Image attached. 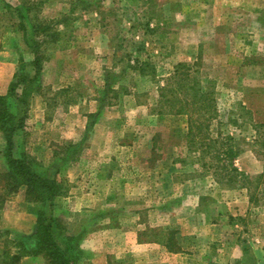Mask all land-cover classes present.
I'll return each instance as SVG.
<instances>
[{
  "label": "rangeland",
  "instance_id": "1",
  "mask_svg": "<svg viewBox=\"0 0 264 264\" xmlns=\"http://www.w3.org/2000/svg\"><path fill=\"white\" fill-rule=\"evenodd\" d=\"M0 41L10 85L39 69L16 156L61 170L54 215L88 229L81 248L102 234L77 264H158L163 249L167 264H215L226 236L262 237L264 0H0ZM19 208L0 213V252L21 238L11 223L30 229Z\"/></svg>",
  "mask_w": 264,
  "mask_h": 264
},
{
  "label": "trees",
  "instance_id": "2",
  "mask_svg": "<svg viewBox=\"0 0 264 264\" xmlns=\"http://www.w3.org/2000/svg\"><path fill=\"white\" fill-rule=\"evenodd\" d=\"M34 31L39 32V29ZM33 64L37 65V61ZM21 77L12 82L6 95H0V133L6 140L5 148L0 154L7 166L5 171L0 172V213L8 201L21 189H25V200L31 213L36 216V228L31 236L24 235L19 240L6 237L2 241L1 264H18L24 257L37 256H42L47 264H77L83 255L81 243L88 229L83 228L82 232L71 234L63 220L54 215L55 201L66 192L63 181L59 178L61 170L52 168L41 173L33 158L25 153L18 157L15 153L18 147L16 134L24 129L28 119V100L33 94L29 84L39 82V69L36 68L33 79L24 75ZM18 89H21L20 93ZM66 149L71 151L68 150L61 162L71 163L78 155V146L69 144ZM4 235H9V231L0 229V238ZM166 247L171 249L169 242Z\"/></svg>",
  "mask_w": 264,
  "mask_h": 264
},
{
  "label": "crops",
  "instance_id": "3",
  "mask_svg": "<svg viewBox=\"0 0 264 264\" xmlns=\"http://www.w3.org/2000/svg\"><path fill=\"white\" fill-rule=\"evenodd\" d=\"M2 44V41H0V46ZM18 66V61L17 57H14V55L8 51V50H1L0 49V94H5L8 91L9 85L11 81L13 80L16 69ZM18 196L16 199V202L12 200L8 201L4 209V215L7 218V215L10 213V209L14 208L16 205H19L21 207H25L28 205V203L25 200V189H21L20 192L16 195ZM251 201L248 199V205L246 206V212L249 210V205ZM19 208V209H20ZM251 208V207H250ZM14 214L20 215V218H23V216H28L29 221H30V229H27L24 226L23 220L18 221V222H13L12 229L14 232L17 230V232L21 233L20 236L22 235H29L33 234L35 232L36 228V216L34 214L30 213H23V211H19L18 209L14 210ZM19 218V217H17ZM7 230V229H4ZM11 230V229H8ZM31 230V231H30ZM115 234V233H112ZM19 235V234H18ZM102 234L96 235L92 234L90 235L86 240H84L82 244L83 250L93 254L94 256L100 255L103 251L100 248L99 242L94 240L96 237H101ZM246 234L241 235L238 234V237L234 240L233 236H226V238L230 239L231 242L227 243L226 245L224 244L222 248H220V253H218V261L215 264H264V233H261L262 237L258 238H252L251 236H247ZM241 239H244V241H241ZM234 240V241H233ZM116 245V244H115ZM112 248V247H111ZM110 253L113 252L112 249H110ZM126 249H122V252L125 251ZM108 252V251H107ZM167 252L165 249L162 250V256L159 253V262L158 264H167ZM249 254H254V259L253 262H249L248 255ZM176 257L180 256L181 254H172ZM192 263L190 264H213L210 263L212 260H205L200 257V261H191Z\"/></svg>",
  "mask_w": 264,
  "mask_h": 264
}]
</instances>
